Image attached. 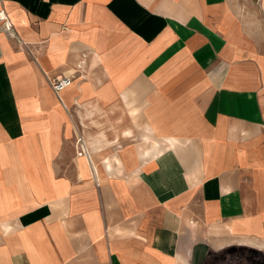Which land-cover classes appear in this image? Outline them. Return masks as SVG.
I'll list each match as a JSON object with an SVG mask.
<instances>
[{
  "label": "crops",
  "instance_id": "0c3cea01",
  "mask_svg": "<svg viewBox=\"0 0 264 264\" xmlns=\"http://www.w3.org/2000/svg\"><path fill=\"white\" fill-rule=\"evenodd\" d=\"M0 10L22 43L0 27V264H207L232 243L264 248V56L228 0Z\"/></svg>",
  "mask_w": 264,
  "mask_h": 264
},
{
  "label": "rangeland",
  "instance_id": "374dc122",
  "mask_svg": "<svg viewBox=\"0 0 264 264\" xmlns=\"http://www.w3.org/2000/svg\"><path fill=\"white\" fill-rule=\"evenodd\" d=\"M228 3L245 37L244 45L264 56V0H228ZM207 264H264V248L252 250L232 243L229 248L211 254Z\"/></svg>",
  "mask_w": 264,
  "mask_h": 264
},
{
  "label": "built area",
  "instance_id": "2783aa9c",
  "mask_svg": "<svg viewBox=\"0 0 264 264\" xmlns=\"http://www.w3.org/2000/svg\"><path fill=\"white\" fill-rule=\"evenodd\" d=\"M0 27L11 37L18 40V43L22 44L21 39L14 34L11 22L8 20L5 13L1 10H0ZM72 81H73V77L72 78L70 77L59 78V79L51 81L50 87L53 90V92L59 96V94L62 91H64L66 88H68L72 84ZM75 152H76L77 157H84L90 160L88 150L80 137L76 139Z\"/></svg>",
  "mask_w": 264,
  "mask_h": 264
},
{
  "label": "bare ground",
  "instance_id": "6f19581e",
  "mask_svg": "<svg viewBox=\"0 0 264 264\" xmlns=\"http://www.w3.org/2000/svg\"><path fill=\"white\" fill-rule=\"evenodd\" d=\"M90 166H91V164H90ZM92 167H93V166H92ZM92 167H91V168H92ZM93 169H94V167H93ZM92 172H93V170H92Z\"/></svg>",
  "mask_w": 264,
  "mask_h": 264
}]
</instances>
